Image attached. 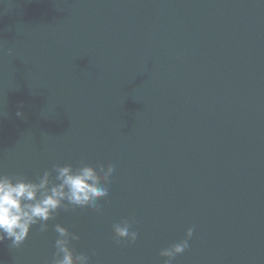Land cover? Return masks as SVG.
<instances>
[{
	"label": "water",
	"instance_id": "1",
	"mask_svg": "<svg viewBox=\"0 0 264 264\" xmlns=\"http://www.w3.org/2000/svg\"><path fill=\"white\" fill-rule=\"evenodd\" d=\"M0 49V174L115 167L0 264H50L56 223L89 264H164L188 228L172 264H264V3L0 0Z\"/></svg>",
	"mask_w": 264,
	"mask_h": 264
},
{
	"label": "clouds",
	"instance_id": "2",
	"mask_svg": "<svg viewBox=\"0 0 264 264\" xmlns=\"http://www.w3.org/2000/svg\"><path fill=\"white\" fill-rule=\"evenodd\" d=\"M260 2L264 3V0ZM8 52L12 54L11 49ZM16 115L24 117L23 103ZM54 170V178L52 170H47L35 181L23 176L0 174V243L10 240L12 248L20 247L36 224H39L41 233L47 232V222L61 208L82 207L99 211L98 200L109 195L115 167L109 164L106 169H98L88 163H81L79 167L57 164ZM132 223L134 221L124 219L112 225L117 243L121 240L134 243L137 240L138 232L132 230ZM55 232L58 234L56 252L50 264H89L87 254L73 253L71 245L72 241L79 239L77 233L61 223L55 224ZM193 232V228H188L187 238L160 251V255L167 258L164 264H172L178 254L189 248Z\"/></svg>",
	"mask_w": 264,
	"mask_h": 264
}]
</instances>
